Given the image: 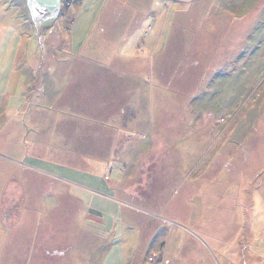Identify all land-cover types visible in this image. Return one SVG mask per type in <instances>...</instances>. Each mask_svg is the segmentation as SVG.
I'll return each instance as SVG.
<instances>
[{"label":"rangeland","instance_id":"374dc122","mask_svg":"<svg viewBox=\"0 0 264 264\" xmlns=\"http://www.w3.org/2000/svg\"><path fill=\"white\" fill-rule=\"evenodd\" d=\"M1 24L9 28L0 38L9 39L0 48V105L3 77L11 78V94L23 77L37 88L25 90L33 96L26 111L7 117L0 109V132L10 119L0 134L1 168H17L18 177L25 172L23 185L11 173L0 194L11 235L18 232L13 221L21 206L24 216L17 222L25 224L35 206L57 203L52 196H33L34 187L49 185L33 179L28 167L66 176L72 171L60 166L59 157L84 150L80 139L69 135L71 127L51 128L71 112L65 114L71 108L65 101L83 96L70 84L67 69L58 67L60 61L116 58L117 51L116 59L136 68L105 69L123 72L113 126L122 130L119 140L135 144L117 148L109 165L107 145L116 132L106 130V145L99 152L90 147L89 154L108 158L107 165L124 176V205L134 212L138 226L132 231L142 240L126 254L130 264H158L161 255L172 264H264V0H63L58 18L42 25L43 47L26 0H0ZM102 31L105 35L97 33ZM79 43L84 48L79 50ZM82 69L75 68L76 74ZM82 119L78 116L73 128L81 129ZM29 123L44 130L43 136L68 131V139L34 147ZM14 127L21 131L14 133ZM47 157L59 158V164ZM50 183L62 186L59 180ZM0 228L6 229L2 216ZM65 228L44 227L42 240L65 236ZM60 245H43L44 259L35 263L85 264L72 262L66 245ZM117 246L120 250L106 254V264H124L121 243Z\"/></svg>","mask_w":264,"mask_h":264},{"label":"crops","instance_id":"0c3cea01","mask_svg":"<svg viewBox=\"0 0 264 264\" xmlns=\"http://www.w3.org/2000/svg\"><path fill=\"white\" fill-rule=\"evenodd\" d=\"M151 12L158 15L154 10H151ZM0 26H4L0 29L1 32L8 25L1 24ZM97 33L101 36L105 35L103 31ZM126 34H128V32ZM8 39V37L0 38V48L8 42ZM132 44L135 43L132 41L126 42L127 47H130L131 49L135 48V45L131 46ZM81 48L84 47L79 43V50ZM118 56L119 54L116 51L115 57L117 58ZM116 58H88L87 60L85 59V61L65 60L60 61L61 63L59 62L60 64L58 67H62L63 71L67 69L66 74L68 75L66 76H69L68 78L71 79L70 84H77L76 89H80L83 96L80 101L77 100L74 95L70 96L69 100L65 102L71 108L67 109L65 114L70 109L71 112H69L67 118L62 121L55 119V124L51 128L55 131L57 127H61L63 123H65L64 125L69 126V128L71 127L69 135H73V139L79 138L84 150L81 152L75 151L59 157L62 160L60 166L69 168L72 171L66 176H57L55 173L37 172L36 168L28 167L30 172L33 173V179L39 183H42V180H44V183L49 185L48 188H42L41 186L34 187L33 196L41 200L42 194L52 196L49 200L52 201L55 199L57 203L52 204V206H35L33 217L26 216V218L30 220L25 224H22L25 220L17 222L19 218L22 219L24 216V206L23 208L21 206L18 219L13 221L16 222L13 224L18 232L15 233L14 231L13 235H11V231L8 227L10 225L7 224L6 226L5 222L7 220L5 221V219H3V213L1 214V199L0 216H2L4 227L6 229L3 230L0 228V264H31L30 260H34V263L36 260L37 263L39 259H44L40 250L43 248V245L50 244L57 246L60 243L61 245H66L69 252V258H71L72 262H74L73 260H78V262L85 260V264H89V259H92V264H106L107 255L120 250V246L118 247L117 244L121 243L122 253H125L123 255V259L125 258L124 264H130L126 254L129 252L134 253L142 243L141 236L137 235L140 232L137 231L136 234L135 231H132L135 226H138L135 224V214L124 205L125 199L122 192L124 176L121 175L120 170L116 171L114 168L107 165L109 162L108 158L89 154L90 147L96 148L99 152V148L104 144L106 145L107 140L105 139V135L107 131L110 135L112 132H116L115 138L110 139L112 144L107 145L112 147L109 157L110 160L114 158V153L117 148H126L135 144L134 142L126 141V138L123 139L120 137L119 140L117 132L122 130L119 126H113L116 122L114 117L120 115V107H118L119 101L117 98H121L120 93L122 91L120 89H122V85L116 84L121 82L120 75L123 72L114 70L115 73L118 74L116 75L105 69L117 66L136 68V64H133L128 60H118ZM88 63L96 65H87ZM77 67L83 68L81 74H76L79 72L78 70H75ZM69 73H71V75H69ZM3 80L5 82L4 93L2 94L4 99L2 100L3 103L0 105L2 114L8 117L15 111H26L28 102L32 100L33 96L28 95L25 90L37 89L36 84L32 82L33 87L30 88L29 85H32V83H30V81L27 82L23 77L17 83L14 94H11V78L3 77ZM26 82L29 83V85H27L28 88L26 87ZM78 84L81 85L79 86ZM117 89L120 90L118 95ZM78 116H82V120L85 123L81 129L73 128L74 123L79 121ZM107 116H109L108 121ZM111 116L113 117L111 118ZM7 120L10 121V119ZM6 122L4 123V127ZM38 125L39 127H42L40 123H38ZM4 127H1L0 134ZM26 128L28 129V134L32 131L35 132L34 147L36 146L40 148L50 144H58L65 138L68 139V131L67 134L64 135L61 132L62 130L58 129L53 137H51L39 134V132H43L44 130L36 131L37 128L35 123H29L26 125ZM136 130L137 128L133 129V131ZM16 131L20 132L21 128L14 127L13 132L15 133ZM129 131L132 130L129 129ZM25 132L24 129V134ZM142 144L143 142L139 143L140 146ZM11 158H13V156ZM19 158L20 157H18L16 161L20 162ZM59 158L47 157V159L51 161V164L54 165L59 164ZM81 163L88 165L83 167ZM112 163L113 160L110 161L109 165H112ZM1 165L2 164H0V194L3 195L12 175L16 177L15 179H18L17 181L19 184L23 185L25 183V172L20 173V177H18L14 174L17 168L13 169L5 167L3 169L1 168ZM69 175L70 177H68ZM4 177L5 183L3 182ZM50 180H59L62 185L60 190L56 189L55 184L50 183ZM195 184L196 183L194 182L191 183L193 189ZM64 189L65 191H63ZM23 193H26V190H23ZM60 197L62 198V201ZM54 209H56V212ZM52 224L54 227H66L67 229L65 228L64 232L65 236L61 234L60 237H50L51 240H49V242H44L42 240L43 228L51 226ZM63 240L66 242H63ZM100 252L105 253L101 258L98 256V253ZM164 256L165 255H161L158 258V264L173 263V260L170 259L168 255Z\"/></svg>","mask_w":264,"mask_h":264},{"label":"water","instance_id":"95a60500","mask_svg":"<svg viewBox=\"0 0 264 264\" xmlns=\"http://www.w3.org/2000/svg\"><path fill=\"white\" fill-rule=\"evenodd\" d=\"M27 6L35 24L37 37L43 47L42 25L49 20L58 18L63 0H26Z\"/></svg>","mask_w":264,"mask_h":264},{"label":"trees","instance_id":"16d2710c","mask_svg":"<svg viewBox=\"0 0 264 264\" xmlns=\"http://www.w3.org/2000/svg\"><path fill=\"white\" fill-rule=\"evenodd\" d=\"M4 202H5L6 206H8L10 204V203H8L7 198H4ZM17 204H20V203L18 202ZM8 209H10V206L8 207Z\"/></svg>","mask_w":264,"mask_h":264},{"label":"built area","instance_id":"2783aa9c","mask_svg":"<svg viewBox=\"0 0 264 264\" xmlns=\"http://www.w3.org/2000/svg\"><path fill=\"white\" fill-rule=\"evenodd\" d=\"M150 260H151V261H153V260H154V258H150Z\"/></svg>","mask_w":264,"mask_h":264},{"label":"flooded vegetation","instance_id":"af4514ba","mask_svg":"<svg viewBox=\"0 0 264 264\" xmlns=\"http://www.w3.org/2000/svg\"><path fill=\"white\" fill-rule=\"evenodd\" d=\"M63 2V1H62ZM61 8H62V6H61Z\"/></svg>","mask_w":264,"mask_h":264}]
</instances>
